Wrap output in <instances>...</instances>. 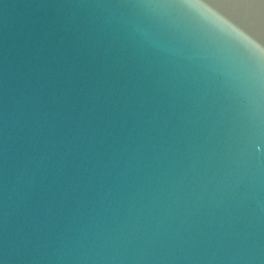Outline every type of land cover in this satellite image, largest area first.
I'll return each mask as SVG.
<instances>
[{
    "label": "water",
    "instance_id": "1",
    "mask_svg": "<svg viewBox=\"0 0 264 264\" xmlns=\"http://www.w3.org/2000/svg\"><path fill=\"white\" fill-rule=\"evenodd\" d=\"M0 264H264V0H0Z\"/></svg>",
    "mask_w": 264,
    "mask_h": 264
}]
</instances>
